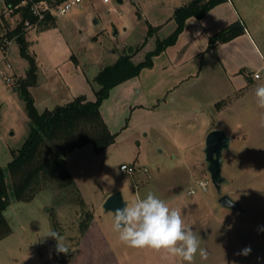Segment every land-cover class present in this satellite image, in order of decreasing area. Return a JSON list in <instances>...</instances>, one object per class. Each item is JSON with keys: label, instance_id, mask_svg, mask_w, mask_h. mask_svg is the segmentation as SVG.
<instances>
[{"label": "rangeland", "instance_id": "1", "mask_svg": "<svg viewBox=\"0 0 264 264\" xmlns=\"http://www.w3.org/2000/svg\"><path fill=\"white\" fill-rule=\"evenodd\" d=\"M192 1L83 0L47 24L28 28L30 49L40 66L38 84L30 87L38 110L54 109L80 95L95 100L99 72L124 53H133L137 63L144 61L175 30V10ZM214 7L201 32L213 35L241 18L264 54V0H223ZM232 9L238 17L230 22ZM20 21L21 14H0V35ZM150 25L160 28L148 35ZM188 37L184 34L175 48L153 58L152 67L111 89L101 110L110 130L119 132L116 142L102 152L88 143L66 156L78 192L43 189L32 200L19 201L9 184L11 202L4 215L12 232L0 240V264H68L88 215L102 235L89 252L97 250V256L89 255L91 264H187L163 250L135 249L119 240L113 216L103 208L116 190L123 191L128 205L152 190L170 208L180 209L208 254L203 260L197 254L194 264H264V109L254 95L256 86L264 84V67L255 71L263 61L246 38L232 44L231 60L225 49L217 48L187 57ZM8 51L5 58L0 47V71L15 81L29 64L15 40ZM0 113V166L5 167L31 126L25 99L1 73ZM214 128L233 137L224 151L227 182L222 193L237 200L242 211L218 201L204 153L206 136ZM123 163L147 170L130 175L120 170ZM200 180L207 182L206 189L189 193ZM50 229L64 237L67 253L57 252L56 240L45 236ZM248 247V255L240 254Z\"/></svg>", "mask_w": 264, "mask_h": 264}, {"label": "trees", "instance_id": "2", "mask_svg": "<svg viewBox=\"0 0 264 264\" xmlns=\"http://www.w3.org/2000/svg\"><path fill=\"white\" fill-rule=\"evenodd\" d=\"M20 1L22 0H11L13 3ZM47 1L57 5L64 0ZM221 1L223 0H193L188 5L178 7L174 13L177 23L175 30L168 37L159 40L157 47L148 52L144 61L137 63L133 60V53H124L114 64L99 72L95 78L100 86L95 100L80 95L65 105L44 111L38 110L30 91V87L38 84L39 63L36 54L30 49L28 28L25 26L26 19L35 22L37 17L31 12V2L22 8L21 21L14 29L2 35L16 41L21 57L29 64L26 74L16 79L13 87L25 99L31 128L23 145L13 150V159L5 167L0 166V240L12 232V227L4 215L11 202L9 184H12L14 197L19 201H30L43 189L78 192L66 156L88 143L93 144L96 152H102L116 142L119 132L110 130L101 110L111 89L138 76L143 68L152 67L153 58L176 43L188 18H203ZM54 18L48 14L40 24L45 25L49 19ZM155 29L156 27L150 25L148 35H153ZM242 32L244 27L240 22L232 23L210 37L208 49H214L220 42H226ZM92 220L93 217L88 215L83 222V234Z\"/></svg>", "mask_w": 264, "mask_h": 264}, {"label": "clouds", "instance_id": "3", "mask_svg": "<svg viewBox=\"0 0 264 264\" xmlns=\"http://www.w3.org/2000/svg\"><path fill=\"white\" fill-rule=\"evenodd\" d=\"M257 106L264 109V84L255 88ZM264 127V117L260 120ZM113 216V228L119 233V240L128 247L135 249L163 250L172 257H178L187 264H194L197 254L207 259V251L201 247L200 237L186 226L181 210L170 208L154 191L148 190L144 198H137L131 205L125 203L123 208L110 211ZM45 236L56 240L59 253H67L64 237L55 230H49ZM251 248L242 253L248 255Z\"/></svg>", "mask_w": 264, "mask_h": 264}, {"label": "crops", "instance_id": "4", "mask_svg": "<svg viewBox=\"0 0 264 264\" xmlns=\"http://www.w3.org/2000/svg\"><path fill=\"white\" fill-rule=\"evenodd\" d=\"M214 8L210 9L209 10L210 12H208L201 20L197 21V23H195L196 21L193 22V20H195L194 16L188 18L186 21V25L184 27V30L180 33L176 44H174L173 46H169L166 49L171 50L172 48H175L177 46V44L180 42V40H182V36H184V34L187 33V34H189V37L187 38V41H186V44H187L186 47L187 48L184 51L185 56L187 55V57L193 58V57L201 54L203 51H210V49H208V46H209L210 37L212 35L208 31H211V30H208L207 32H205V31L201 32V30H202V27L207 28L208 23H206V20L209 16H211L213 14ZM56 16L57 15L54 16L55 19H56ZM237 17H238L237 12L234 9H232L230 11L228 21L231 22L232 19L235 20V19H237ZM173 19L175 20V18H173ZM239 21L244 27V32H242L238 36H236V37H234V38H232L226 42H220L216 47L217 49L216 48H214V49H216L218 51H223L225 49V56L228 57V54L230 53V48L233 46L232 44L237 43L242 38H246L247 40H250L253 44H255V46L257 47V48L255 47V48L258 50V54L263 61L262 65L255 70V71H260L261 68L264 67V54H263L261 48L259 47L258 42L255 40L253 34L251 33V30L244 24V22L241 18L239 19ZM224 27H226V25L223 26V28ZM159 28H160V26H158V27L156 26L155 33H156V30H159ZM210 29H212V28L210 27ZM228 59L231 60L230 56L228 57ZM75 61H76V58H75ZM176 61L178 62V61H180V59H178ZM224 65H225V67L228 66V64H226V63ZM39 69H40V66H39ZM227 71H228V68H227ZM100 231H101V226L99 224H97L96 219L93 218L88 229L80 238V242L78 244L77 251L68 264H91L88 261L90 259L89 255L92 253V254L97 256V254H96L97 250H95V252H91V253H89V252L92 251L91 249L94 250L96 248L97 244H99L100 238L102 236Z\"/></svg>", "mask_w": 264, "mask_h": 264}, {"label": "water", "instance_id": "5", "mask_svg": "<svg viewBox=\"0 0 264 264\" xmlns=\"http://www.w3.org/2000/svg\"><path fill=\"white\" fill-rule=\"evenodd\" d=\"M120 2H122L120 0ZM117 31H115V34ZM1 117V113H0ZM233 137L229 136L226 131L221 128L211 129L205 139V160L208 163V171L211 175L213 184L220 193L219 203L229 209L242 211L243 207L229 193H222L224 183L227 178L223 175L224 151L230 148ZM129 202L125 199L122 190L112 192L103 202L105 211H114L117 208H123Z\"/></svg>", "mask_w": 264, "mask_h": 264}, {"label": "built area", "instance_id": "6", "mask_svg": "<svg viewBox=\"0 0 264 264\" xmlns=\"http://www.w3.org/2000/svg\"><path fill=\"white\" fill-rule=\"evenodd\" d=\"M83 0H64L63 2L53 5L47 0H41V1H34V0H22L19 3H13L11 0H0V14H3L5 16H13L21 14L22 8L29 4L31 12L37 17V20L35 22H32L30 19L25 20V26L27 28H33L38 26L41 22H43L48 14H51L53 16L55 15H63L70 11L75 5H79ZM120 1V0H118ZM123 1V0H121ZM104 3H109L111 0H103ZM14 39H8L6 36L1 35L0 36V47L4 51L5 58H7V55L9 53V45L12 44ZM8 68H11V63H7ZM1 75L4 76V78L11 82L12 85L14 84V80L12 78L7 77L2 71H0ZM259 72L255 73V77H259ZM120 170L124 173L134 175L138 171H146L147 169L144 167H138L135 165H130L127 163H123L120 165ZM207 187V182L200 180L197 181L189 190V193L194 194L197 189L205 190Z\"/></svg>", "mask_w": 264, "mask_h": 264}]
</instances>
